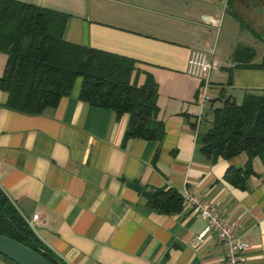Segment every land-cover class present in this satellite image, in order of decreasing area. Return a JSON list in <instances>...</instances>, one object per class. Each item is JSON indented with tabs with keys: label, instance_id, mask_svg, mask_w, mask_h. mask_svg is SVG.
<instances>
[{
	"label": "crops",
	"instance_id": "obj_1",
	"mask_svg": "<svg viewBox=\"0 0 264 264\" xmlns=\"http://www.w3.org/2000/svg\"><path fill=\"white\" fill-rule=\"evenodd\" d=\"M18 1L66 14L65 40L136 60L132 80L154 79L164 124L160 140L123 142L128 116L80 100V79L40 114L7 108L0 89V188L36 237L66 264H223L214 234L194 239L205 221L186 207L187 191L236 222L250 244L240 264H264V164L254 157L239 189L223 174L243 167V153L209 160L199 151L222 98L264 89V69L245 65L259 62L251 40L264 42V9L257 25L254 0ZM191 49L216 64L202 78L185 73ZM5 61L0 53V75ZM150 188L178 190L182 209L147 208ZM0 264L15 263L0 254Z\"/></svg>",
	"mask_w": 264,
	"mask_h": 264
},
{
	"label": "trees",
	"instance_id": "obj_2",
	"mask_svg": "<svg viewBox=\"0 0 264 264\" xmlns=\"http://www.w3.org/2000/svg\"><path fill=\"white\" fill-rule=\"evenodd\" d=\"M226 2L230 4V0ZM66 20V14L55 10L0 0V53L6 55L0 89L7 93L5 106L25 114H40L68 96L79 78L80 100L110 109L116 118L128 116L123 142L132 138L160 140L164 124L157 119L154 79L147 74L137 85L132 80L133 58L65 40ZM239 51L235 49V58ZM245 65L264 69V58ZM199 151L209 160L243 153V167L229 166L223 178L234 187L244 188L245 178L253 173L251 160L257 157L264 164V89L243 93L238 103L230 96L222 98L220 105L211 109ZM143 194L151 210L174 214L182 209V194L176 189L150 188ZM0 233L38 251L54 264H66L36 237L1 188Z\"/></svg>",
	"mask_w": 264,
	"mask_h": 264
},
{
	"label": "built area",
	"instance_id": "obj_3",
	"mask_svg": "<svg viewBox=\"0 0 264 264\" xmlns=\"http://www.w3.org/2000/svg\"><path fill=\"white\" fill-rule=\"evenodd\" d=\"M201 19L206 22L211 21L208 16H201ZM215 67V62L209 60L203 51L189 50L185 65V73L189 76L202 78ZM200 100H207V95L201 93ZM184 201L190 212L205 221L203 228L195 235L194 239L199 240L206 233L214 234L223 247V264H240L244 258L243 252L250 248V244L237 237L236 222L223 218L213 206L197 194L186 191Z\"/></svg>",
	"mask_w": 264,
	"mask_h": 264
},
{
	"label": "water",
	"instance_id": "obj_4",
	"mask_svg": "<svg viewBox=\"0 0 264 264\" xmlns=\"http://www.w3.org/2000/svg\"><path fill=\"white\" fill-rule=\"evenodd\" d=\"M0 254L15 264H54L38 251L2 233Z\"/></svg>",
	"mask_w": 264,
	"mask_h": 264
},
{
	"label": "rangeland",
	"instance_id": "obj_5",
	"mask_svg": "<svg viewBox=\"0 0 264 264\" xmlns=\"http://www.w3.org/2000/svg\"><path fill=\"white\" fill-rule=\"evenodd\" d=\"M241 7H243V4H240ZM230 16V15H228ZM264 24V23H263ZM263 30H264V26H263ZM242 33H240V36H243V30L241 31ZM252 45H253V50H254V59L257 61H260L261 58H264V42H260L259 40H251ZM79 79V78H78ZM78 79L76 80V82L78 81Z\"/></svg>",
	"mask_w": 264,
	"mask_h": 264
},
{
	"label": "flooded vegetation",
	"instance_id": "obj_6",
	"mask_svg": "<svg viewBox=\"0 0 264 264\" xmlns=\"http://www.w3.org/2000/svg\"><path fill=\"white\" fill-rule=\"evenodd\" d=\"M236 3H240L243 4L242 6H244V1L245 0H234ZM256 2V7L255 10L257 12V15L255 17V23L257 25H259V23L261 22V17H259L258 12H260L262 9H264V0H254Z\"/></svg>",
	"mask_w": 264,
	"mask_h": 264
}]
</instances>
